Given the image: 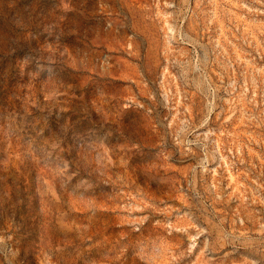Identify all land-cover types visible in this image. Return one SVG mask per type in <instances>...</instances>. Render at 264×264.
<instances>
[{
    "label": "rangeland",
    "instance_id": "1",
    "mask_svg": "<svg viewBox=\"0 0 264 264\" xmlns=\"http://www.w3.org/2000/svg\"><path fill=\"white\" fill-rule=\"evenodd\" d=\"M0 264H264V0H0Z\"/></svg>",
    "mask_w": 264,
    "mask_h": 264
}]
</instances>
